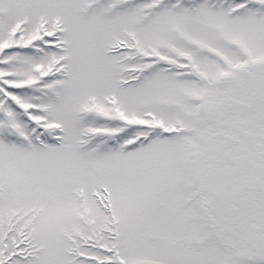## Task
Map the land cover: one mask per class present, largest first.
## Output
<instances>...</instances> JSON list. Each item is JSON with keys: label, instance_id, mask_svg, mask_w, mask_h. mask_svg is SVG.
Here are the masks:
<instances>
[{"label": "snow or ice", "instance_id": "1", "mask_svg": "<svg viewBox=\"0 0 264 264\" xmlns=\"http://www.w3.org/2000/svg\"><path fill=\"white\" fill-rule=\"evenodd\" d=\"M0 264H264V0H0Z\"/></svg>", "mask_w": 264, "mask_h": 264}]
</instances>
